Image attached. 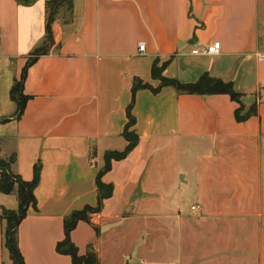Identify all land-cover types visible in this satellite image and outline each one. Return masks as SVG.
I'll return each mask as SVG.
<instances>
[{
    "label": "crops",
    "instance_id": "obj_1",
    "mask_svg": "<svg viewBox=\"0 0 264 264\" xmlns=\"http://www.w3.org/2000/svg\"><path fill=\"white\" fill-rule=\"evenodd\" d=\"M214 43L218 54H193ZM155 62L182 84H231L240 101L159 88ZM137 81L151 89L133 95ZM133 98L139 145L103 177L113 196L72 231L79 255L93 245L100 264H264V0H0V128L15 174L30 182L41 166L36 206L18 227L25 264H74L57 252L65 219L98 206L105 154L128 146ZM167 148L173 158L161 157ZM19 205L0 192V264H14L1 216ZM119 244L127 255L109 252Z\"/></svg>",
    "mask_w": 264,
    "mask_h": 264
},
{
    "label": "trees",
    "instance_id": "obj_2",
    "mask_svg": "<svg viewBox=\"0 0 264 264\" xmlns=\"http://www.w3.org/2000/svg\"><path fill=\"white\" fill-rule=\"evenodd\" d=\"M19 4L30 5L36 0H16ZM69 2L70 0H62ZM52 12L57 9L60 2L51 1L48 3ZM53 14L49 20L48 26V42L52 41L51 23ZM45 50H37L33 55L36 57L42 55ZM36 58L29 60V65L34 63ZM167 64L159 66L155 62L152 68L153 78L160 81V87L172 86L180 93L197 94V95H214V94H228L234 101L239 102L240 96L237 94L231 84H226L221 80H216L208 75H204L197 83L182 84L176 80L163 77V71ZM139 89H151L149 85H144L142 82L137 81L133 87V95ZM157 91V90H153ZM13 97L19 102L20 113L23 112L27 98L21 93V83L17 84L13 89ZM134 107V98L127 111L128 123L123 132V138L127 141L128 146L122 152H107L105 154V165L97 177V187L99 191V204L96 208L85 207L81 211L73 212L65 219V239L57 245V252L60 254L68 255L72 258L74 264H100L97 252L93 245L89 246L87 255L80 256L79 251L71 240V233L81 221L91 223V216L100 212L102 203L113 196V186L103 182V177L111 170L114 161H122L139 145L140 138L135 132L136 118L133 116L132 111ZM248 115H242L240 109L236 112L238 121H244ZM16 161V156L9 157L7 164H3L2 179L0 180V192L11 195L16 194L19 200V209L17 211L4 210L1 216L5 221V247L9 251L14 264H25L24 258L20 252L18 244V227L20 222L26 217L27 209L29 206H36V199L34 191L40 183L41 179V166L34 167V178L30 182L24 181L19 175L15 174L12 167Z\"/></svg>",
    "mask_w": 264,
    "mask_h": 264
},
{
    "label": "rangeland",
    "instance_id": "obj_3",
    "mask_svg": "<svg viewBox=\"0 0 264 264\" xmlns=\"http://www.w3.org/2000/svg\"><path fill=\"white\" fill-rule=\"evenodd\" d=\"M134 106H135V100H134ZM9 132H10L9 130H4L3 128H0V162H4V164H7L8 163L9 158H7V157H10L12 155L11 154L12 153L11 150H13V141L11 139L12 136H11V134H9ZM2 148H3V152H2ZM173 155H174L173 151L172 152L171 151L169 152V149L167 148L166 152H164V154L161 157L162 158L163 157L164 158L165 157H172L173 158ZM190 155H193V153L190 154ZM184 156H185V154L182 153L181 159L182 158L185 159ZM179 159H180V156H179ZM170 167H172V165H170V164L167 163V172L164 171V170L163 171H160V169H161L160 165H159V168L156 167L157 168V170H155L156 177H157V175L159 176L163 172H165V174L168 175V173H169L168 170L170 169ZM2 168H3V164L2 165L0 164V180L2 179V171H3ZM184 168L187 171H189V172H193V170H194V163L185 164ZM190 203H191V201L189 200L187 202V204H186L187 205V208L189 207ZM156 221H157V223H159V222H163L164 220L163 219H161V220H157L156 219ZM126 236L132 237V234L130 233V234L126 235ZM160 237H161L160 235H157V238H160ZM115 248L116 247H114V246H110V251L109 252L111 254L115 253L117 256L120 255V254H122V255L124 254V256H125L128 253V250H127L128 249V246L127 245L125 246L124 244H121V245L119 244V246H117L116 250H114ZM115 254H114V256H115ZM156 254H157V256H156L157 258H161L160 256H162V251H158V252H156ZM9 256H10V259L12 260L10 253H9ZM134 257L135 256H133V260H130L129 259L130 264H135ZM12 262H13V260H12ZM113 264H116V263H113Z\"/></svg>",
    "mask_w": 264,
    "mask_h": 264
},
{
    "label": "built area",
    "instance_id": "obj_4",
    "mask_svg": "<svg viewBox=\"0 0 264 264\" xmlns=\"http://www.w3.org/2000/svg\"><path fill=\"white\" fill-rule=\"evenodd\" d=\"M221 49V44L220 43H214L210 46H207L203 51H199V50H194L193 51V54L195 55H204V56H211V55H215V54H218L219 51ZM139 52L141 54H144L145 53V44H140L139 45ZM200 209L199 206H192L191 207V210L193 212H196Z\"/></svg>",
    "mask_w": 264,
    "mask_h": 264
}]
</instances>
